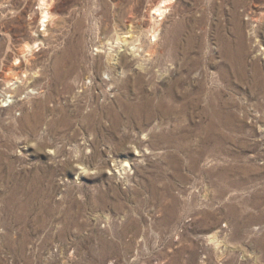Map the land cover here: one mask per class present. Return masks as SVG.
<instances>
[{
    "label": "rangeland",
    "instance_id": "1",
    "mask_svg": "<svg viewBox=\"0 0 264 264\" xmlns=\"http://www.w3.org/2000/svg\"><path fill=\"white\" fill-rule=\"evenodd\" d=\"M155 1L0 0V264H264V0Z\"/></svg>",
    "mask_w": 264,
    "mask_h": 264
},
{
    "label": "bare ground",
    "instance_id": "2",
    "mask_svg": "<svg viewBox=\"0 0 264 264\" xmlns=\"http://www.w3.org/2000/svg\"><path fill=\"white\" fill-rule=\"evenodd\" d=\"M41 5L42 6H46L47 5V0H42ZM152 9H153V12L151 13V18L155 21L160 16L163 18L166 15L167 11L169 10V7H168L167 1L162 0V1H155L154 6L152 7ZM41 19H42L43 24H47V26L52 25L51 24L52 20H53L52 14H51V11L47 8V6H46V8H43V10H42ZM151 31H152V34H150V35L152 36V38H154V40H156L155 38L157 37L158 29L152 28ZM39 36L40 37H44V34H40ZM127 40H128L127 38L126 39H122V42L126 43ZM137 47L138 48H143L142 45L141 46H137ZM25 48H26V50H30L32 48V46L30 44H27Z\"/></svg>",
    "mask_w": 264,
    "mask_h": 264
}]
</instances>
